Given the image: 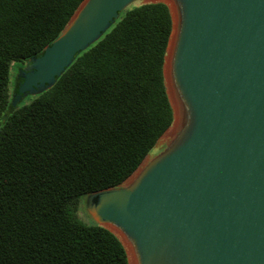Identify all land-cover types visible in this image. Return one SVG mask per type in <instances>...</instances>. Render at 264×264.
<instances>
[{
    "label": "water",
    "instance_id": "1",
    "mask_svg": "<svg viewBox=\"0 0 264 264\" xmlns=\"http://www.w3.org/2000/svg\"><path fill=\"white\" fill-rule=\"evenodd\" d=\"M139 1L84 0L18 69L12 106L50 89ZM150 1L172 19L163 73L177 129L127 185L87 195L86 211L125 234L137 264H264V0H176L179 17Z\"/></svg>",
    "mask_w": 264,
    "mask_h": 264
},
{
    "label": "trees",
    "instance_id": "2",
    "mask_svg": "<svg viewBox=\"0 0 264 264\" xmlns=\"http://www.w3.org/2000/svg\"><path fill=\"white\" fill-rule=\"evenodd\" d=\"M83 1L0 0V264H128L80 201L121 186L172 125L163 3L123 11L50 89L12 106V65L40 56Z\"/></svg>",
    "mask_w": 264,
    "mask_h": 264
},
{
    "label": "rangeland",
    "instance_id": "3",
    "mask_svg": "<svg viewBox=\"0 0 264 264\" xmlns=\"http://www.w3.org/2000/svg\"><path fill=\"white\" fill-rule=\"evenodd\" d=\"M151 2L150 0H142L139 2H136L133 6H138L144 3H148ZM172 48L171 44L169 45V50ZM168 50V55H167V59L166 60V72H167V80L166 83L167 85H169L170 82V75H169V60H170V53ZM26 66V62H24L22 65H20V68ZM18 67L19 64L15 63L12 65L11 68V82H10V96L12 98V96L14 95V85H15V79L17 77V71H18ZM35 96H27L26 98H23L18 104H27L29 103ZM17 104V105H18ZM16 105V106H17ZM173 126L171 128H169L165 134L158 140V142L156 143L154 149L147 155L145 161L143 162L141 168L146 165L155 155L159 154L165 147L166 145L174 138V134L172 133V129ZM134 176V175H133ZM131 176L130 178H128L123 184L122 186L127 185V183L130 181V179H132ZM85 200H86V196L82 197L81 201H80V206H79V210H78V216L80 217V219H82L84 222L86 223H90L91 218L88 215L87 211H86V206H85ZM119 238V237H118ZM120 239V238H119ZM120 241L122 242V240L120 239ZM122 244L124 245V243L122 242ZM125 246V245H124Z\"/></svg>",
    "mask_w": 264,
    "mask_h": 264
},
{
    "label": "bare ground",
    "instance_id": "4",
    "mask_svg": "<svg viewBox=\"0 0 264 264\" xmlns=\"http://www.w3.org/2000/svg\"><path fill=\"white\" fill-rule=\"evenodd\" d=\"M152 1H165L170 6L174 16H176V17L180 16V9H179V6H178V3L176 2V0H152ZM176 129L177 128H174L172 130L173 134L176 132ZM110 228L118 235V237L124 243L126 250H127V253H128L129 264H137L135 250H134V247L131 244V242L128 240V238L125 236V234L123 232H121L120 230H118L115 227H110Z\"/></svg>",
    "mask_w": 264,
    "mask_h": 264
},
{
    "label": "flooded vegetation",
    "instance_id": "5",
    "mask_svg": "<svg viewBox=\"0 0 264 264\" xmlns=\"http://www.w3.org/2000/svg\"><path fill=\"white\" fill-rule=\"evenodd\" d=\"M17 85H18V79L16 78V79H15V85H14V94H15V92H16Z\"/></svg>",
    "mask_w": 264,
    "mask_h": 264
}]
</instances>
